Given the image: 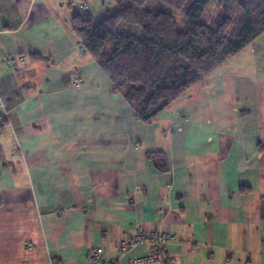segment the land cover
Listing matches in <instances>:
<instances>
[{
	"label": "crops",
	"instance_id": "0c3cea01",
	"mask_svg": "<svg viewBox=\"0 0 264 264\" xmlns=\"http://www.w3.org/2000/svg\"><path fill=\"white\" fill-rule=\"evenodd\" d=\"M73 13L0 0V264H130L140 227L181 264H264V33L144 123Z\"/></svg>",
	"mask_w": 264,
	"mask_h": 264
},
{
	"label": "trees",
	"instance_id": "16d2710c",
	"mask_svg": "<svg viewBox=\"0 0 264 264\" xmlns=\"http://www.w3.org/2000/svg\"><path fill=\"white\" fill-rule=\"evenodd\" d=\"M111 1L117 9L101 21L75 9L71 23L115 88L127 87L144 123L264 33V0ZM213 2L217 9L205 18Z\"/></svg>",
	"mask_w": 264,
	"mask_h": 264
},
{
	"label": "built area",
	"instance_id": "2783aa9c",
	"mask_svg": "<svg viewBox=\"0 0 264 264\" xmlns=\"http://www.w3.org/2000/svg\"><path fill=\"white\" fill-rule=\"evenodd\" d=\"M69 5L78 11L90 10L88 1L67 0ZM173 237L159 229L140 227L131 237L118 242L117 248L120 256L125 255L139 244H148L149 251L145 255L133 256L130 264H181L180 259L170 260L166 256L169 241ZM88 264H116L105 249L101 246H94L90 249Z\"/></svg>",
	"mask_w": 264,
	"mask_h": 264
},
{
	"label": "rangeland",
	"instance_id": "374dc122",
	"mask_svg": "<svg viewBox=\"0 0 264 264\" xmlns=\"http://www.w3.org/2000/svg\"><path fill=\"white\" fill-rule=\"evenodd\" d=\"M84 1H88L90 11L93 13L96 22L101 21L108 14L109 11H114L117 9V5L111 0H90V2L89 0H84ZM154 1L155 0L149 1V5L147 4L148 7L151 6L154 3ZM216 9H217L216 3L213 2L204 17L205 18L210 17V15H212L213 12L216 11Z\"/></svg>",
	"mask_w": 264,
	"mask_h": 264
}]
</instances>
